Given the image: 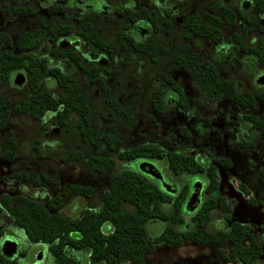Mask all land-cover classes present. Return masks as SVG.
Masks as SVG:
<instances>
[{
  "label": "trees",
  "instance_id": "trees-1",
  "mask_svg": "<svg viewBox=\"0 0 264 264\" xmlns=\"http://www.w3.org/2000/svg\"><path fill=\"white\" fill-rule=\"evenodd\" d=\"M253 6L256 12L264 16V0H253ZM218 11L228 26H238L241 23L242 30L231 32L229 41L235 43L241 50L255 53L257 59L262 61L264 40L257 37L255 43L248 46L242 38L254 27L264 29V24L258 23L252 13H241L238 8L233 10L224 4L218 5ZM138 14L152 17L153 21L156 18L150 9L141 8ZM201 16L198 12L192 13L185 27H191L198 35L206 36L213 42L220 41L219 16L205 14V19ZM84 32L89 47L93 49L94 46L98 49L89 51L91 57L102 50L101 53L109 58H115L112 54L114 43L99 38L89 22L85 23ZM39 36L21 35L20 45H29L28 48L0 49V82L6 81L11 70L20 68L24 72L27 88L15 102H11L7 94L0 93V131L6 126L11 112L18 115L26 113L34 119L50 113L51 124L61 126L65 131L72 129L73 136L78 141L107 152L98 156L96 153L84 154L80 149H69L59 155V160L69 161L84 154L87 156L83 162L85 167L107 170L110 177L107 188L97 196L98 207L86 210L76 217L65 216L58 207L63 198L70 193L85 196L92 194V188L88 186L71 184L68 187H62L51 200L43 201L20 192L13 195L0 193V211L6 212L11 217L26 239L31 242L46 243L53 264H81L75 256L65 251L66 245L86 251V261L83 264H118L119 261H127L130 264H156L145 260V255L151 253L156 244L160 242V244L178 247L185 241L197 244L225 243V248H216L217 256L223 261L253 264L263 253L261 244L251 233L254 226L228 221L229 205L217 190L214 165L209 162L203 163L187 153H178L156 144L116 149L119 139L115 128L117 123L125 128L134 123L133 116L130 115L126 105L116 106L115 94L119 85V82L115 81L117 69L103 70L105 75L113 76V81L109 83L105 78L95 75L93 63L81 68L75 52H54L59 57L69 55L76 59V64L82 70L84 69L86 77L88 75L87 79L89 78L91 84L97 88V93L107 109L105 112H99L97 119L94 120L88 99L74 79L63 74L59 66L48 65L45 55L37 53V51L40 52L37 49ZM122 42L124 43V36ZM133 44L134 51L138 53L147 52L149 56L156 57L160 52L158 42L151 38L143 41L135 40ZM106 49L109 50L105 51ZM170 65L182 66L192 76L193 85L208 101H215L223 92L236 101L240 99L239 95L245 94V91L238 92L233 80L219 78L214 65L206 59L198 60L197 55L187 50L186 45L170 56ZM47 76L52 77L56 91L41 84ZM170 84L176 89V84L173 82ZM177 100L185 108L183 96L180 95ZM148 101L149 107L155 111L159 113L167 111L158 89L151 92ZM244 101L250 103L248 98H244ZM113 108L117 113L109 119ZM71 115H74V120L69 118ZM252 121L256 128L264 130V119ZM36 141L33 139L31 147L34 150L33 153L39 156L40 152L34 145ZM262 152L264 157V149ZM17 153L18 144L14 136L9 131L5 135L0 133V157L10 162L14 161ZM115 157L121 161L133 163L134 167L114 168ZM141 158L164 160L165 168L170 174L181 176L182 179L175 194L169 192L170 188L163 184L164 188L157 185L138 170L139 162L137 161ZM215 161L227 163L224 159H215ZM25 173L23 169L12 171V175L20 179H24ZM197 173L204 176L206 196L197 207L193 208L185 202V198L194 180L191 176ZM32 181L35 184L44 182L57 185L56 175L48 176L41 171L33 176ZM212 209L219 212L221 225L208 230L206 224L210 220ZM183 212L188 214V221L182 217ZM154 220L163 221L165 225L156 235L150 236L146 231V223ZM175 224H178V227H174ZM1 234L0 231V242ZM14 263L15 260L7 256L0 245V264Z\"/></svg>",
  "mask_w": 264,
  "mask_h": 264
},
{
  "label": "flooded vegetation",
  "instance_id": "flooded-vegetation-1",
  "mask_svg": "<svg viewBox=\"0 0 264 264\" xmlns=\"http://www.w3.org/2000/svg\"><path fill=\"white\" fill-rule=\"evenodd\" d=\"M158 1L160 2L159 6L155 5L150 7L143 3L142 0H29L24 2L0 0V11L6 14L7 17H27L26 20L23 21L25 22V25H23L21 23L22 20H20V22L17 21L16 24H13L17 25L16 27L9 29H7L8 26L6 29H2L0 27V49L18 50L23 49L22 47L28 48L29 45H20L21 35L29 34L34 37L35 35H40L37 38V49L44 52L48 65L59 66L60 71L63 74L71 76L84 92L87 99L88 95L85 93L82 83L85 82L86 84H89L93 90L91 92H93L97 99H100L102 102V98L97 93V88L91 84L92 82L88 80L89 78L87 79L88 75L86 77L84 69L82 70L81 68L88 67L91 63H93L95 66V75L105 78V80L109 83L113 81V76L105 75L103 70H105V68L107 70L109 68L117 69V77L114 79L119 82L120 85V73L131 63V57L129 54L137 53L142 55L145 63L152 68V74H155V72L158 73L157 77L154 76L156 79L150 81L152 83V88L149 92V97L152 91L158 89L161 93L162 101L166 106L167 111L165 113H159L151 107L149 108L152 112L159 114L160 116L168 114L172 115V119H174L173 129L169 131L167 135L160 137L164 141L172 140V146L166 147V149L173 150L178 153H187L203 163L209 162L214 165L217 176V190L221 195H223L225 201L229 205V211L227 213L229 216L228 221H236L254 226L251 233L254 239L261 244L260 246L263 250L261 256H259L254 263L259 260L263 262L264 157L262 151L264 149V130L256 128L252 120L255 121L256 119H264V74L258 73L255 76H251L249 79L247 78V80L244 76H241L242 81H239L231 76L229 72L230 68L233 67V64L230 63V58L234 57L235 53L243 55L251 64L262 63L264 62V59L260 61L257 59L255 53L241 50L235 43L229 41L231 32H234L235 30H229L227 23L223 20L218 11L219 4H224L227 7L229 6L228 0H210L207 4V9L204 12H200V10L195 8L184 10L188 0ZM241 1L242 7L238 8L241 13H252L256 17L255 19L258 23L264 24V17L262 18L261 14L254 10L253 0ZM21 7L23 9H21ZM141 8L152 10L156 16L154 21L152 17H146L138 14V10ZM232 9L235 10L236 7ZM194 12L200 13L202 15V19L206 18L205 14H216L219 16L221 29L220 41L213 42L206 36L198 35L191 27H185L189 21L188 18ZM86 22H89L90 26H92L94 30V33L99 38L104 41H112L114 43L112 46V54L115 58H109L106 54L101 53L102 50L97 51L95 54L96 56L94 57L89 55L90 50L94 51L98 49H95L94 46L93 49H91L89 47L90 45L86 42L84 32ZM116 22H119L118 28L116 26ZM6 23H4V25H7ZM240 24L241 23L238 24V29L236 31L242 30ZM14 28H17L18 30H14ZM16 31L18 32L16 33ZM254 33L255 35H253L252 40L251 35ZM4 36H6V38H4ZM123 36L124 43L122 42ZM257 37H261L264 40V29L254 27L253 30L246 32L242 40L248 44V46H251L255 43ZM147 38L154 39L158 42L160 52L157 53L156 57L151 55L149 56L147 52H135L133 49V43L135 40L143 41ZM203 38L207 39L208 42L203 43L201 41ZM184 45L187 46V50L197 55L198 60L201 61L206 59L210 64L214 65L219 78L233 80L238 92L243 93L245 91V94H238L240 99L236 101L223 92L215 101H208L193 85L192 76L182 66L170 65V56L179 51ZM107 50L109 49H106L105 51ZM56 51L65 53L75 52L78 58L77 62L79 65L81 64V68H79L78 64H76V59L69 55H62V57H59L55 55L54 52ZM117 56L121 57L118 58ZM161 62L163 63L162 66ZM159 63L160 71L157 72L156 67L158 68ZM180 72L184 74L179 75ZM244 72L246 73V70ZM170 82L176 84V89L171 86ZM180 95L183 96L184 103L186 105L185 108L178 103L177 99L180 98ZM244 98L250 99V103L245 102ZM115 99L118 103L117 93L115 94ZM88 103L90 104L89 99ZM90 106L91 111L94 114V120L97 119V114L99 112H105L107 109L104 102L102 109L94 110L91 104ZM116 106L118 107L119 105L117 104ZM126 106L128 107L131 116H134L135 114H148L146 111H141V109L137 110V108L133 106ZM116 113L117 112L113 108L111 109L109 116L111 117ZM176 116L179 119L175 121ZM162 122L164 123V120L160 121V123ZM120 126L123 127L122 125ZM132 126H127L126 128ZM115 128L117 131V127ZM119 134L121 133H118V136L120 137ZM140 135L143 134L140 133ZM186 138H190L194 141L192 149H188L183 145ZM143 144H156L164 148L157 143L139 142L132 143L127 148ZM86 157V155L82 154L69 161H59L61 163L72 164L79 162L81 163L80 167L83 170L86 169L87 171L92 172V174L106 172L108 176V183L110 175L107 170L101 171L96 167H85L83 162ZM237 157L243 158L246 165L245 168L247 169L246 172H250L255 175L256 178H254V180H251L250 177L249 179H240L239 176V180L236 183L238 191L229 190V194L226 195V192H222L220 190V176L218 173L222 171L224 172L223 169H231L232 164L235 160H237ZM215 159H224L227 163H219L215 161ZM138 162L150 164V167H147L145 164L142 168L138 167V170L142 172V174L151 178L157 185L162 186L163 188L166 186H163L165 179L162 178L160 169L156 167V160L141 158L137 161V163ZM130 167H134L133 163ZM151 167L155 172L157 171L159 173V176H155L151 172ZM71 168H75V165ZM114 168H116L115 165ZM46 174L48 176L56 175L57 177L56 186L48 184L54 189V191L50 195H47L46 200H51L58 194L62 187H68L71 184L85 185L92 188L91 190L93 192L88 196L75 193L68 194L63 198L58 209L60 207L63 209V207L70 202L67 201L69 197L77 199L81 202V204L82 201L86 200L83 203L85 204V207H81V212L79 210L77 215L91 208L98 207L99 202L97 196L102 191H94L91 185L78 180H68L67 182L60 181V171H49L46 172ZM243 175H246V173ZM191 177H194V180L191 183L190 189L186 195L185 202L189 206H193V208H195L200 204L202 198L206 196L204 193V176L201 173H197L193 174ZM179 184L180 183L172 187L170 183H168L171 190L169 192L171 194H175ZM235 192L237 193L236 197L239 195V200L241 199L252 208V210L249 208L246 211L247 213L238 217L233 216L231 213V200H233L234 197L232 195H235ZM14 193H17V191ZM10 220L13 223L12 219ZM4 241L5 238L2 237L0 242L1 248H3ZM67 248L72 247L66 245L65 250ZM18 253L21 254V251H18ZM203 257H200L203 259L199 258L200 262L198 263L209 264V262H211L214 264L215 262L216 264H220L221 262H219L220 257L218 258V256L217 258H210L209 256ZM13 259L15 260L14 257ZM235 262H228L225 264H232Z\"/></svg>",
  "mask_w": 264,
  "mask_h": 264
},
{
  "label": "rangeland",
  "instance_id": "rangeland-1",
  "mask_svg": "<svg viewBox=\"0 0 264 264\" xmlns=\"http://www.w3.org/2000/svg\"><path fill=\"white\" fill-rule=\"evenodd\" d=\"M14 1L24 2L29 0ZM142 1L150 7L160 5V2L158 0ZM209 1L210 0H188V3L184 7V10L195 8L197 10H200V12H204L207 9V4L209 3ZM228 5L231 8H241L242 1L228 0ZM261 17L263 18L264 16L261 15ZM26 18L27 17L24 16L7 17L6 14L0 11V27L2 29H6L7 26V29L16 27L17 25L13 24H16L17 21L20 22V20H22L21 23L25 25V22L23 21L26 20ZM101 22L103 23L102 20ZM4 23H6L7 25H4ZM118 24L119 22H116L117 28ZM228 28L229 30L238 29L237 26H228ZM14 30L18 29L14 28ZM17 32L18 31H16V33ZM253 35H255V33L251 35L252 40ZM201 41L203 43L208 42L205 38L201 39ZM37 53H42L44 55L43 51H37ZM129 55L131 57V63L120 73L121 83L117 91V104L119 106H123L125 104L130 105L137 108V110L141 109V111H146L148 114H135L133 116L134 125L129 128H123L119 123H117V131L121 134H119L120 139L115 148L121 149L129 147L132 143L135 142L157 143L164 148L170 147L172 146V140L164 141L160 137L163 135H167L168 132L173 129L172 127L174 124V119H172V115L167 114L164 116H160L159 114L152 112L148 105L149 92L152 88V83L150 81L156 79L158 73L155 72V74L153 73L154 75L152 74V68H150V66L145 63L142 55L137 53H130ZM117 57L120 58L121 56ZM230 63L233 64V67L230 68L229 74L239 81H242L241 76H244L247 80V78L249 79L251 76H255L258 73L264 74V62L251 64L245 59L243 55H240L238 53H235L234 57L230 58ZM158 65V68L156 67L157 72L160 71V63ZM162 65L163 63L161 62V66ZM243 69L246 70V73ZM182 74L184 73L180 72L179 75ZM41 84L48 88H52V90L54 91H56L57 89L54 86V81L51 79V77H45L42 80ZM82 87L85 93L88 95L89 102L94 110L102 109L103 102L100 99H97L96 95L91 92L93 90L91 89L90 85L83 82ZM26 89L27 88L24 82V72L20 68L11 70L6 81L0 82V93L7 94L11 102L17 101L20 95L23 94ZM51 117L52 116L50 115V113H46L39 119H34L26 113H22L20 115L13 112L10 113L7 124L0 131V133L2 135H5L6 132L9 131V133L14 136L18 144V153L14 161L11 162H7L0 157V193H8L10 195H13L14 192L17 191L37 200H46L47 195H50L54 191V189L44 182L35 184L32 179L38 171L46 173L49 171L54 172V170L61 172L60 181H82L86 184L91 185L94 191H104L107 188L108 176L106 172L92 174V172H89L86 169L83 170L80 167L81 163L79 162L72 164L61 163L59 161V155L63 154L69 149H80L84 154L96 153L98 155H104L107 154V152H104V150H102L101 148H94L93 146L78 141L73 136L74 132L72 129L69 131H65L61 126L51 124ZM69 118L71 120H74V115H71ZM108 118L110 119L112 117L109 116ZM175 118V121L179 119L177 118V116ZM161 120H164V123H160ZM140 133H142L143 135H140ZM33 139L37 140L36 143L33 144L37 147V151L40 152L39 156L33 153L34 150L31 147V142L33 141ZM193 142L194 141L192 139L186 138V140L183 142V145L188 149H192L194 145ZM112 157L114 156L112 155ZM236 159L237 160L233 162L231 169H223L224 172H217L220 176V190L222 192H226V195L229 194V190L238 191V189L236 188V183L239 180V176L240 179H249L250 177L251 180H254V178H256L255 175L251 174L250 172H246V165L242 157H237ZM115 162L116 168L132 166V164H130L129 162L121 161L116 157ZM73 165H75V168L72 169L71 167ZM156 167L160 169L162 178L165 179V182L163 184L168 186V188H170L168 183H170L172 187L180 183L182 179L181 176H173L172 174H170L165 168L164 160H156ZM20 169H23L27 173H25L24 179H20L12 175V171ZM245 173L246 175H243ZM185 178L187 179V177ZM11 188H13L14 190H11ZM236 194L237 193L235 192V195H232L234 198L233 200H231V213L233 214V216L238 217L244 215V213H247L246 211L251 207L241 199L239 200V195L236 197ZM67 201L70 202L67 203V205L64 206L63 209L62 207H60L59 211L65 216L75 217L77 216L80 208L83 206L85 207V204L83 203L86 200L82 201L81 204V202L77 199L69 197ZM250 210H252V208ZM182 217L185 219V221H188L187 213L183 212ZM10 219L11 217L6 212L0 211V231L2 232V237L5 238L3 247H6V241L12 242L13 250L10 253L5 254L7 256L15 258L14 264H53L52 258L47 250L46 243L28 241L22 230L18 226L14 225ZM164 225L165 223L160 220L148 221L146 223V231L148 235L154 236L164 227ZM218 226H220L219 212L216 209H212L210 211V220L206 224V229L212 230ZM174 227H178V224H175ZM225 247V243L197 244L185 241L184 244L175 247L160 244L159 242L158 244H156L151 253H147L145 255V260L147 262L156 264H175L181 262L200 264L198 263L200 262V257L209 256L210 258H217L216 248ZM18 251H21V254H19ZM65 251L75 256L79 263H85L87 254L85 250L67 248ZM203 258L206 259L205 257ZM219 262L220 264L228 263L225 261L223 262L221 258H219ZM210 263L211 262H209V264ZM118 264L130 263L127 261H119ZM214 264L216 263L214 262ZM232 264L241 263L235 262ZM254 264H264V261L262 262L261 260H259Z\"/></svg>",
  "mask_w": 264,
  "mask_h": 264
},
{
  "label": "water",
  "instance_id": "water-1",
  "mask_svg": "<svg viewBox=\"0 0 264 264\" xmlns=\"http://www.w3.org/2000/svg\"><path fill=\"white\" fill-rule=\"evenodd\" d=\"M146 165L147 167H150V164L149 163H145V162H139L138 163V166L139 167H143V165ZM151 172L155 175V176H159V173L156 171H154L153 169H152V167H151ZM167 188H168V186H166ZM5 245H6V247H3L2 248V251L4 252V253H10L12 250H13V245H12V242L11 241H6L5 242Z\"/></svg>",
  "mask_w": 264,
  "mask_h": 264
}]
</instances>
